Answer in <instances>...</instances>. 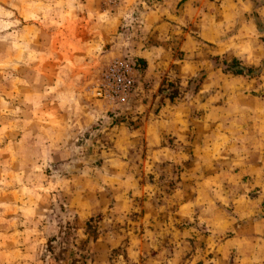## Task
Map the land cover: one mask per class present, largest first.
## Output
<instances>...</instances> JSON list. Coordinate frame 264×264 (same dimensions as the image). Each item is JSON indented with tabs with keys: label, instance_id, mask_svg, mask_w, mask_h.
Segmentation results:
<instances>
[{
	"label": "rangeland",
	"instance_id": "374dc122",
	"mask_svg": "<svg viewBox=\"0 0 264 264\" xmlns=\"http://www.w3.org/2000/svg\"><path fill=\"white\" fill-rule=\"evenodd\" d=\"M161 1L0 0V264H264V0L192 51L142 30ZM114 58L137 89L107 102Z\"/></svg>",
	"mask_w": 264,
	"mask_h": 264
},
{
	"label": "crops",
	"instance_id": "0c3cea01",
	"mask_svg": "<svg viewBox=\"0 0 264 264\" xmlns=\"http://www.w3.org/2000/svg\"><path fill=\"white\" fill-rule=\"evenodd\" d=\"M223 0L220 4H213L209 1L198 0H162L154 9L144 12L141 28L143 31L155 32L156 35H163L166 39H175L174 34L179 35L182 50L192 51L196 46L204 40L215 45L225 46L229 44L237 34L234 33L228 38L221 39L219 36L220 29L227 23H230L237 14V10L241 6L243 0ZM199 3V4H198ZM178 7V8H177ZM239 28L237 31L239 32ZM169 42L164 44L168 45ZM142 56V55H141ZM142 58H144L142 56ZM146 60V59H145ZM186 71H190V66L184 64L180 70V74L184 75ZM191 76V73L189 74ZM207 84L203 82L202 88ZM198 157H201L198 156ZM198 160V159H197ZM220 167L211 166L209 172L220 171L215 178L221 180L227 187L224 196L235 195L230 193L233 189L239 190L246 185L245 181H240L246 172V164L242 157H217ZM238 168V169H236ZM208 174L201 183L211 182L207 179ZM213 179V178H212ZM221 188V185H216ZM229 192V194L227 193Z\"/></svg>",
	"mask_w": 264,
	"mask_h": 264
},
{
	"label": "built area",
	"instance_id": "2783aa9c",
	"mask_svg": "<svg viewBox=\"0 0 264 264\" xmlns=\"http://www.w3.org/2000/svg\"><path fill=\"white\" fill-rule=\"evenodd\" d=\"M136 65L126 59L110 60L96 77L92 94L107 102L128 99L137 89Z\"/></svg>",
	"mask_w": 264,
	"mask_h": 264
},
{
	"label": "trees",
	"instance_id": "16d2710c",
	"mask_svg": "<svg viewBox=\"0 0 264 264\" xmlns=\"http://www.w3.org/2000/svg\"><path fill=\"white\" fill-rule=\"evenodd\" d=\"M139 62H141V64L144 63L143 60H139ZM223 64V71L224 72H230L234 75H241L244 74V72H248V73H252L254 71L253 68H247V67H243L241 66L240 62L238 59H236L235 57L231 58L229 61L228 60H224L222 61ZM170 100L173 99V95H169ZM88 234H90L89 232H87ZM93 234V238H95V232L92 231Z\"/></svg>",
	"mask_w": 264,
	"mask_h": 264
}]
</instances>
